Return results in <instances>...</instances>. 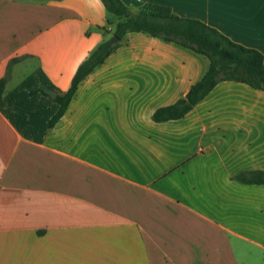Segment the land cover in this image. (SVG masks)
I'll use <instances>...</instances> for the list:
<instances>
[{"label": "crops", "instance_id": "obj_1", "mask_svg": "<svg viewBox=\"0 0 264 264\" xmlns=\"http://www.w3.org/2000/svg\"><path fill=\"white\" fill-rule=\"evenodd\" d=\"M122 1L264 56V0ZM117 22L102 0H0V264H264V184L235 179L264 171V89L221 81L183 118L155 121L211 61L130 32L51 124Z\"/></svg>", "mask_w": 264, "mask_h": 264}, {"label": "trees", "instance_id": "obj_2", "mask_svg": "<svg viewBox=\"0 0 264 264\" xmlns=\"http://www.w3.org/2000/svg\"><path fill=\"white\" fill-rule=\"evenodd\" d=\"M108 13L118 18L115 35L119 42L103 51L107 42L92 51L79 65L68 91L57 95L61 108L51 124L54 125L66 112L80 83L120 45L130 32H145L152 36L179 43L206 55L210 69L205 76L191 87L189 92L173 105L156 110L155 121L162 122L183 118L219 82L237 81L254 88L264 89V56L252 48L234 42L218 29L201 20L176 15L171 8L147 4L134 13L122 0H102ZM4 80L0 82V97ZM37 91H44L41 87ZM246 184H264V171H246L235 176Z\"/></svg>", "mask_w": 264, "mask_h": 264}, {"label": "water", "instance_id": "obj_3", "mask_svg": "<svg viewBox=\"0 0 264 264\" xmlns=\"http://www.w3.org/2000/svg\"><path fill=\"white\" fill-rule=\"evenodd\" d=\"M119 42V38L115 35L113 36L104 46L103 51H107L111 46L115 45L116 43ZM48 94H50L51 96L55 97L56 94L50 90H45Z\"/></svg>", "mask_w": 264, "mask_h": 264}]
</instances>
